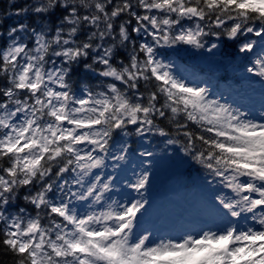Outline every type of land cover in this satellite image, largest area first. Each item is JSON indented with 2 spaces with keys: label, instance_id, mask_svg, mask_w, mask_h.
<instances>
[{
  "label": "trees",
  "instance_id": "obj_1",
  "mask_svg": "<svg viewBox=\"0 0 264 264\" xmlns=\"http://www.w3.org/2000/svg\"><path fill=\"white\" fill-rule=\"evenodd\" d=\"M263 43L247 0H0V264H112L75 223L100 172L130 183L144 225L174 226L217 190L264 202L248 186L264 130L208 122L158 72L264 93L251 70Z\"/></svg>",
  "mask_w": 264,
  "mask_h": 264
},
{
  "label": "rangeland",
  "instance_id": "obj_2",
  "mask_svg": "<svg viewBox=\"0 0 264 264\" xmlns=\"http://www.w3.org/2000/svg\"><path fill=\"white\" fill-rule=\"evenodd\" d=\"M247 2L264 11V0ZM251 70L261 74L257 82L263 81V89L259 90L264 91V43L253 54ZM158 72L168 75L175 88L191 93L190 106L196 107L208 122L240 134L264 130V95L257 96L264 93L254 95L251 91L233 96L226 89L217 92L212 85L205 89L207 86L201 82L192 85L187 77L164 67L159 66ZM134 175L140 179L139 172ZM109 177L104 172L92 176L88 200L95 202L81 207L75 219L78 230L91 240L101 258L112 264H264V203L251 202L243 208L240 202L252 201L249 195L239 197L235 189L217 190L215 201L190 197L182 208V220L176 219L174 226H162V221L144 225L132 219L131 213L137 209L128 189L130 183L111 182ZM248 186L264 190V169L257 178L248 180ZM73 238L72 245L79 248L81 240L75 235ZM83 264L98 263L88 259Z\"/></svg>",
  "mask_w": 264,
  "mask_h": 264
}]
</instances>
